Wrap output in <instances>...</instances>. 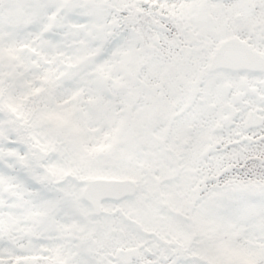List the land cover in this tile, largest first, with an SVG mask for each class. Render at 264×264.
<instances>
[{"label": "snow or ice", "instance_id": "1", "mask_svg": "<svg viewBox=\"0 0 264 264\" xmlns=\"http://www.w3.org/2000/svg\"><path fill=\"white\" fill-rule=\"evenodd\" d=\"M0 264H264V0H0Z\"/></svg>", "mask_w": 264, "mask_h": 264}]
</instances>
